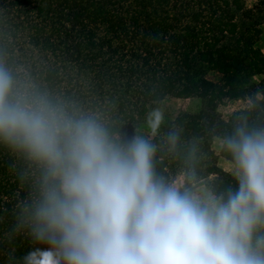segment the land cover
<instances>
[{
    "label": "clouds",
    "instance_id": "clouds-1",
    "mask_svg": "<svg viewBox=\"0 0 264 264\" xmlns=\"http://www.w3.org/2000/svg\"><path fill=\"white\" fill-rule=\"evenodd\" d=\"M163 114L149 113L159 130ZM234 183L197 191L200 159L181 133L165 150L184 182L157 168L158 145L45 87L0 50V151L24 193L14 232L39 247L24 264H264V123L238 118L219 138Z\"/></svg>",
    "mask_w": 264,
    "mask_h": 264
},
{
    "label": "trees",
    "instance_id": "trees-1",
    "mask_svg": "<svg viewBox=\"0 0 264 264\" xmlns=\"http://www.w3.org/2000/svg\"><path fill=\"white\" fill-rule=\"evenodd\" d=\"M263 24L264 0H0V50L50 90L139 133L167 97L201 98V109L163 118L146 136L173 180L181 158L165 143L179 130L181 153L195 143L200 180L214 175L219 191L234 181L210 140L242 116L264 123ZM236 99L250 104L223 119L218 105ZM13 165L0 151V264H24L39 247L12 229L24 193Z\"/></svg>",
    "mask_w": 264,
    "mask_h": 264
},
{
    "label": "rangeland",
    "instance_id": "rangeland-1",
    "mask_svg": "<svg viewBox=\"0 0 264 264\" xmlns=\"http://www.w3.org/2000/svg\"><path fill=\"white\" fill-rule=\"evenodd\" d=\"M246 4L249 7H252L257 0H244ZM263 28V34L262 38L259 42V47L264 52V24L262 25ZM210 77L213 79H217V75L215 73H211ZM250 104L249 100H242V99H236V100H225L221 104L218 105L217 110L222 116L223 119L229 120L230 117L235 113L236 111L242 110L245 107H247ZM203 106V100L201 98L191 97V98H180V97H174L169 96L163 101H161L153 111L159 110L163 114V118H174L180 113L183 112H196ZM152 111V112H153ZM144 130L141 131L142 134L147 135L148 133H152L150 131V128L148 126H145L143 128ZM219 136L213 137L210 140V147L212 149L213 155L217 158L218 164L224 168L229 169L228 164L231 162L230 157L228 154L223 151L222 147L219 144ZM230 171V170H229ZM184 175L183 173L177 174L173 181L174 182H184ZM215 181V176L210 175L204 179L200 180L199 185L197 186V191L202 194H207L208 188H212Z\"/></svg>",
    "mask_w": 264,
    "mask_h": 264
},
{
    "label": "crops",
    "instance_id": "crops-1",
    "mask_svg": "<svg viewBox=\"0 0 264 264\" xmlns=\"http://www.w3.org/2000/svg\"><path fill=\"white\" fill-rule=\"evenodd\" d=\"M230 162H231V160H229ZM219 165V164H218ZM220 166V165H219ZM228 167H229V169H228V172H230L229 170H230V168H231V163L230 164H228ZM226 171H227V169H225Z\"/></svg>",
    "mask_w": 264,
    "mask_h": 264
}]
</instances>
